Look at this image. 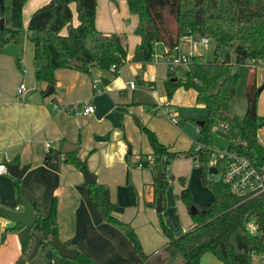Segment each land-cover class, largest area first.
<instances>
[{"label": "trees", "instance_id": "obj_1", "mask_svg": "<svg viewBox=\"0 0 264 264\" xmlns=\"http://www.w3.org/2000/svg\"><path fill=\"white\" fill-rule=\"evenodd\" d=\"M25 0H2L0 6V48L9 41H16L21 21V7ZM129 12L136 15L134 32L140 37L130 57L141 66L150 62L155 42H162L168 53L178 44L180 36L187 32L208 35L214 40L213 57L207 60L200 53H190L184 63L183 77L163 81L164 93L171 97L178 86L192 88L195 101L203 104L207 116L196 125V138L185 150L171 151L159 142L150 128L140 125L146 135L160 177H152L153 202L157 194L163 200V190L168 183L164 165L169 164L170 156L188 155L198 168L203 184L214 192L213 198L200 205L191 200L190 190L183 185V178L177 179L182 185L177 196L189 210L192 225L178 235L164 223L158 212V225L166 238L161 248L163 257L173 254L181 256L179 264H202L200 257L209 252L220 264H252L251 252L260 254L264 244L260 238L249 231L246 222L251 216L261 217L264 205L261 198L240 200L223 180L214 181L209 171L210 154L213 144L212 129L214 121H227L230 125L228 150L250 157L255 164L264 165V144L258 139L261 121L257 114L259 85L253 73L248 77L244 96L245 112L242 117H228V105L235 93L239 77L237 66L247 59L261 60L264 63V0H125ZM77 23H71L72 9ZM96 0H47L37 6L29 15L25 36L31 44V65L35 81L45 82L46 87L54 84V70L72 67L89 71L92 65L115 75L126 61V41L124 33L103 32L94 25ZM65 33H61V28ZM16 61L20 63L18 57ZM76 60L77 64H73ZM114 64L115 68L109 69ZM255 67L256 63H248ZM140 82V78H137ZM46 89V88H45ZM42 92H44V90ZM52 91V90H51ZM145 110L170 113L171 103L142 101ZM80 105V103L78 104ZM64 159L78 170H82L84 160L76 155L75 149L63 154ZM48 161V154L43 158ZM173 177L172 175H170ZM89 198L101 217L111 225L122 230L131 242L139 260L145 264L148 254L143 251L133 228L112 213L113 202L109 197L108 186L95 179L85 182ZM14 193L18 197V179H14ZM34 221L30 227L13 222L6 225L1 234L16 230L21 252L30 237V228L38 229L45 242L57 237L55 200L51 199L47 214L41 215L32 204ZM74 247L71 241H63ZM55 250V249H54ZM158 251L150 254L160 259ZM64 256L55 250L54 263L58 264ZM73 264H100L93 256L77 251L70 259Z\"/></svg>", "mask_w": 264, "mask_h": 264}, {"label": "crops", "instance_id": "obj_2", "mask_svg": "<svg viewBox=\"0 0 264 264\" xmlns=\"http://www.w3.org/2000/svg\"><path fill=\"white\" fill-rule=\"evenodd\" d=\"M45 1L47 0L23 2L22 25L26 26L30 13ZM124 1L119 0L123 13L101 12L100 7L113 9L111 0H98L95 7L94 25L97 29L107 33L122 32L125 35L126 61L115 75L95 65L89 71L72 67L56 68L53 89L45 95L42 92L46 88L45 82L34 80L32 65L27 62L26 67H21L13 55L0 50V162L17 163L19 167L26 165L21 176L16 178L18 197L14 193L15 178L7 171L0 173V206H18L21 209V199L30 206L33 204L41 215H45L51 199L54 198L57 238L71 241L77 250L93 256L100 264H134L137 254L135 255L131 242L122 230L103 220L89 198L82 172L64 159V153L60 151L62 143H77L74 148L76 155L84 160L86 168L96 181L108 186L109 197L113 202L112 213L135 229L144 247L145 242L149 245L152 239L160 238V229L152 200L151 180L156 170L137 165L151 150L146 147L148 145H142L143 132L139 126L149 127L163 139L162 142L171 143V147H174L173 143L177 138H180L181 146L196 138L195 136L191 139V134L175 129L167 122V126L177 133H173L171 138L163 135L154 121L156 112L145 110L141 106L142 98L153 101L150 99V92L155 86L152 64L163 60L153 58L154 61L141 66L138 61L130 59L140 37L134 32L136 15L126 13L129 10ZM70 6L71 23L74 25L77 19L73 3ZM60 32L65 33V28H61ZM13 42L18 48L19 56V45L17 41ZM179 42L180 40L177 52ZM128 48L131 49L130 54H127ZM165 51L166 46L162 43L159 54L163 57L167 55ZM259 66L264 70L263 62L256 64L255 68ZM93 76L100 78L97 82L98 91L91 88ZM129 79L135 81L134 88H127L126 82ZM256 81L261 86L257 101V114L261 121L258 139L264 144V74L256 75ZM146 82H150L152 87L147 89L144 86ZM19 83L24 86L20 91L17 90ZM180 87H176L168 98L169 101H166L172 104L170 113L162 110L166 117L176 114V106L170 99L177 94ZM36 92L41 94L38 102L31 100ZM191 92L190 99L195 100V91L192 88ZM86 102L93 105L90 113H81L80 106L76 111H64L61 108L64 105H83ZM169 120L179 127L172 116ZM45 154H48L47 162L43 161ZM169 166L176 167L177 177L183 178L184 186L188 184L186 178L198 173L195 161L188 155L173 157L167 169ZM181 186L179 183V188ZM186 210L189 211L187 207ZM13 222L0 218V264H17L18 261V264H55V250L50 243L45 242L38 229L30 228V237L23 252L16 230L1 234L3 228ZM165 222L171 226L166 218ZM186 229V222L176 223L177 233ZM165 242L164 237L163 244L150 254L161 252ZM58 264L73 263L65 257Z\"/></svg>", "mask_w": 264, "mask_h": 264}, {"label": "rangeland", "instance_id": "obj_3", "mask_svg": "<svg viewBox=\"0 0 264 264\" xmlns=\"http://www.w3.org/2000/svg\"><path fill=\"white\" fill-rule=\"evenodd\" d=\"M96 3L98 4V0H96ZM124 3H125V1H124ZM99 5L102 6L100 1H99ZM111 5H112L111 7H113L112 10H110L109 8H107V9L101 8L99 6L101 12L102 13H123L121 10L119 0H111ZM126 13H130V12H126ZM119 33H122V32H119ZM179 40H180V42H179V46H178V49H179L178 52L182 51L185 53H189L191 51V53L202 54L203 56H205V58L207 60L212 59L213 48H214V40L213 39L210 38L206 42V44H198V45H195L193 47H191L189 45L187 40L182 39V38H180ZM16 41H17V43L19 45V49H20L19 50V56H18V59L20 61V66L26 67L27 62L29 64H31L32 48H31L30 42L27 40V38L25 36V26L24 25H22L20 27V32H19V35H18ZM161 47H162L161 42L158 41L155 43V47H154V51H153L154 56L152 55V59H151L152 61H154L156 59L163 60L160 63L152 64L153 65V78H155V86L150 92L152 94L150 99L153 101H156L158 103L169 101V99L164 94L163 81L165 79L172 77V76L183 77V70H184L183 69L184 68L183 63L173 64L172 67H170L167 63H165L166 57H168L169 53L162 57V55L159 54V50ZM130 50L131 49L128 48L127 54H130V52H131ZM170 53H172V51H170ZM153 58H154V60H153ZM247 62H248V59L244 63H241L237 66V71L239 73V77H238L237 82H236L235 93H234L233 97L231 98L229 105H228V111H230V112H232L235 115H238L240 117H242L244 112H245L246 104H245L244 90H245V85H246L248 77L252 74L251 73L252 71H254L253 73H255L254 74L255 78H256V75L259 76L261 74H264V70H262L261 66L256 67V68L253 66L251 67ZM23 80L25 81V78ZM178 89H179L178 92L176 91L177 94L172 96V99H170V101H174L173 103L176 106V114L172 113L168 117H166L162 111H157L155 113L156 117H154V121L161 128L163 135L168 136L169 138H171L173 136V133H177V132H174V130L172 131V129L167 126L166 122L170 123V125H172V127H174L175 129H182L187 134H191V136H192L191 139H194L196 136V126H195L194 121L197 119L205 118L207 116V110H206L205 106H203L202 104L196 102L195 100L190 99L189 93H192L191 88H189V87L185 88V87L181 86ZM260 91H259V93H260ZM162 95H164V96H162ZM147 99H149V98H142L143 101H145ZM151 113H154V112L151 111ZM171 116L177 122L179 127L173 125L172 122H170L169 118ZM132 119H133V117H132ZM133 121H134V119H133ZM212 127L215 128V131L219 134H228L229 136L232 135V132L224 131L223 128L220 127L219 121H214ZM154 134H155L157 140L159 142L163 143L166 146V148L171 150V151L185 150L186 148H188L189 144L191 143L189 140V143L187 141V143L185 145L181 146V140H180V138H177L173 143L174 147H171V145H170L171 143H166L164 141L162 142L161 141L162 138L160 136H157V134L155 132H154ZM170 142H172V141H170ZM177 142H179L178 143L179 147H177V145H176ZM142 145H148V146H146L147 148L150 147L149 141H148V139L144 133H143V137H142ZM170 148H174V149H170ZM143 152H146V151H143ZM171 159H172V157L170 156L169 163L171 162ZM211 164L215 165L217 168H220L221 164H222L221 156L213 157L211 160ZM175 168L176 167H173V166L170 167L169 166V168L165 171L166 177L168 179V183L163 190V200L161 201V209L157 210L155 208V201L153 203V206H154L153 208H154V215L156 217L157 224H158V212H159L160 217L162 218L164 223L171 229L173 234L178 235V234L182 233L183 231H181L179 233L176 232L175 227H176L177 222H179V223H181V221L186 222L187 229L191 227L192 222H191V219L189 216V211L186 210V205L177 196V193H178L180 188H179V181L177 179L178 173H176ZM170 174H173V177H171ZM186 183H188L187 187L190 190L191 200L194 204L200 205L203 203H207L213 198V196H214L213 190L208 185L202 183L200 176H199V172L197 173V175L192 174L190 176V178L189 177H188V179L186 178ZM181 207H183V210H181ZM179 214H180V217H179ZM165 218L168 220V223H170L171 226H169L165 222ZM133 230L135 231L134 228H133ZM158 231H159L158 234L160 235L159 236L160 238L159 239H157V238L152 239V242L149 245H147V243L145 242L144 247L142 246L141 241L139 240V237L137 236V233L135 231L136 236H137V238L141 244V248L143 249V251L145 253L148 254V258L146 259L145 264H179L181 262V256L179 254H173V255H170L167 257H163L164 253L159 252L158 255H159L160 259H158L155 255L150 256V253L152 251H154L156 248H158L159 246H161V244H163V242H164L165 236L160 232V230H158ZM131 246H132V244H131ZM153 247H155V248H153ZM135 255H136V253H135ZM138 260H139V258H138ZM200 261L202 264H220L219 260L209 252L203 253L200 257ZM136 262H137V256H136V261L134 264H136ZM252 264H264V260H261V258L256 255V256H253Z\"/></svg>", "mask_w": 264, "mask_h": 264}, {"label": "built area", "instance_id": "obj_4", "mask_svg": "<svg viewBox=\"0 0 264 264\" xmlns=\"http://www.w3.org/2000/svg\"><path fill=\"white\" fill-rule=\"evenodd\" d=\"M180 38L187 40L191 47L198 44H206V42L210 39L208 35L196 34L193 32H187L180 36ZM177 45L174 46L167 53L168 57H166L167 64L172 67L173 64L177 63H185L188 54L184 52L176 51ZM247 63H262L261 60L248 59ZM115 68L114 64L109 65V69ZM100 81L99 76H93L91 78V88L98 91L97 82ZM135 81L133 79H129L126 82L127 88H134ZM144 86L149 89L152 87L150 82L144 83ZM24 86L22 83H19L17 90L20 91ZM79 103L64 105L61 108L64 111H76L80 106L81 113H90L93 111V105L86 102L83 105H78ZM53 107H56L53 104ZM220 127L223 128L224 131L230 132V125L227 121H219ZM215 131V128L212 129ZM229 136V135H227ZM230 137V136H229ZM47 144V143H46ZM220 153V154H219ZM221 156L222 164L221 167L218 168L221 174V180H223L229 186L231 192L240 198V200H246L249 198H261V202L264 205V165L255 164L250 157L240 154L235 151L228 150V147L225 149L218 148L215 145L212 148L210 154V162L213 157ZM156 164L155 158L153 154H147L145 159L142 161H138V167L144 168H153ZM168 165H164V170L166 171ZM6 167L3 162H0V173L5 172ZM15 209H18V206H15ZM247 228L250 232L255 234L260 238L261 242L264 244V212L261 217L257 215L251 216L250 219L246 222ZM253 256H259L261 260H264V251L260 254L251 252Z\"/></svg>", "mask_w": 264, "mask_h": 264}, {"label": "water", "instance_id": "obj_5", "mask_svg": "<svg viewBox=\"0 0 264 264\" xmlns=\"http://www.w3.org/2000/svg\"><path fill=\"white\" fill-rule=\"evenodd\" d=\"M0 6H2V0H0ZM2 22H3V19L0 18V25L2 24ZM0 50L5 53L13 55L14 57H18V48L13 41H9L3 44ZM72 63L77 64V61L72 60ZM169 79L175 80L176 76H172ZM260 89H261V86L259 87V90ZM51 90H52L51 86L46 87V89L44 90V94L46 95L50 93ZM40 99H41V94L39 92L34 93L33 96L31 97V100L34 102H38ZM225 114L228 117L234 116V113L230 111H226ZM133 119L135 123H138V120L136 118L133 117ZM202 121H203L202 119H197L195 122L196 124H200L202 123ZM212 138H213V144L216 147L222 148V149H225L228 147V144L231 139L229 136L221 135L213 130H212ZM75 147H77V143L63 142L60 151L62 153H66L70 150H73ZM5 167H6V171L11 176H13L14 178H19L21 174L23 173V171L25 170L26 165H21L19 167L17 163L7 162L5 163ZM209 171L213 174V178L215 182H218L221 180V174L215 165H210ZM81 172H82V176L85 182L91 181L94 179V176L88 171L85 164H82ZM155 176L158 178L160 177L159 170H156ZM19 203L21 205V209L7 208V207L0 206V218L9 219L11 221L20 223L23 226L30 227L34 221V213L31 209V206L27 202L21 199L19 200ZM155 208L157 210L161 209V196L159 193L157 194V197L155 200ZM194 210H195V207L193 205H190L189 213L193 212ZM49 240H50V244L52 245V247L56 250L58 254L64 257H67L69 259L75 257V255L77 254V251H78L77 248L66 246L65 243L59 240L57 237H50ZM18 263L19 261L17 262V264Z\"/></svg>", "mask_w": 264, "mask_h": 264}]
</instances>
